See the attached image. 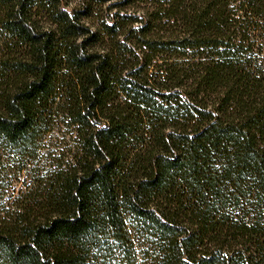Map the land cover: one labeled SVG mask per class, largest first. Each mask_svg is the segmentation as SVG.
Masks as SVG:
<instances>
[{"label":"trees","instance_id":"obj_1","mask_svg":"<svg viewBox=\"0 0 264 264\" xmlns=\"http://www.w3.org/2000/svg\"><path fill=\"white\" fill-rule=\"evenodd\" d=\"M0 264H264V0H0Z\"/></svg>","mask_w":264,"mask_h":264},{"label":"rangeland","instance_id":"obj_2","mask_svg":"<svg viewBox=\"0 0 264 264\" xmlns=\"http://www.w3.org/2000/svg\"><path fill=\"white\" fill-rule=\"evenodd\" d=\"M12 185H13V186H19L20 184H19L18 181H16V179H15ZM6 191H7L6 193H10V190H8V189H7Z\"/></svg>","mask_w":264,"mask_h":264}]
</instances>
